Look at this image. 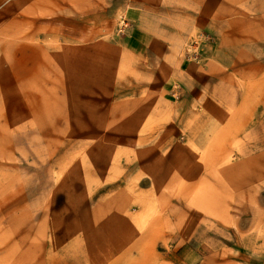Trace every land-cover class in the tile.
<instances>
[{
	"label": "rangeland",
	"instance_id": "obj_1",
	"mask_svg": "<svg viewBox=\"0 0 264 264\" xmlns=\"http://www.w3.org/2000/svg\"><path fill=\"white\" fill-rule=\"evenodd\" d=\"M0 264H264V0H0Z\"/></svg>",
	"mask_w": 264,
	"mask_h": 264
},
{
	"label": "bare ground",
	"instance_id": "obj_2",
	"mask_svg": "<svg viewBox=\"0 0 264 264\" xmlns=\"http://www.w3.org/2000/svg\"><path fill=\"white\" fill-rule=\"evenodd\" d=\"M114 62H115V61H114ZM114 62H113V63H114ZM152 189H153V188H152ZM154 191H155V190H154ZM151 195H152V194H151ZM217 215H218V214H217ZM219 216H220V214H219ZM217 218H218V217H217ZM233 224H234V223H233ZM237 226H238V225H237Z\"/></svg>",
	"mask_w": 264,
	"mask_h": 264
}]
</instances>
